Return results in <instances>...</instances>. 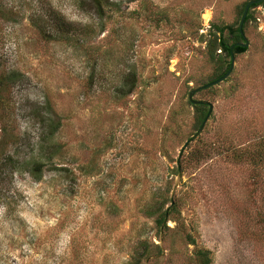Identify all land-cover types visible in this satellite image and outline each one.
<instances>
[{
	"label": "rangeland",
	"instance_id": "374dc122",
	"mask_svg": "<svg viewBox=\"0 0 264 264\" xmlns=\"http://www.w3.org/2000/svg\"><path fill=\"white\" fill-rule=\"evenodd\" d=\"M249 1L0 0V264H264V3L189 101Z\"/></svg>",
	"mask_w": 264,
	"mask_h": 264
},
{
	"label": "water",
	"instance_id": "95a60500",
	"mask_svg": "<svg viewBox=\"0 0 264 264\" xmlns=\"http://www.w3.org/2000/svg\"><path fill=\"white\" fill-rule=\"evenodd\" d=\"M264 3V0H254V1H249L244 9V12H243V15H242V18H241V21H240V24H239V31H240V34L242 36V39H243V42H238L236 44H234L232 47H231V63H230V68L228 70V72L222 76L221 78L219 79H216L215 81L205 85V86H202V87H198L196 89H193L190 93H189V101L192 105L194 106H197V105H204V106H207L209 109H208V113L198 131V133L194 136V138H197L201 133L202 131L204 130V127L205 125L207 124V122L209 121L212 113H213V104L209 103V102H205V101H196L194 100V97L195 95L202 91V90H205V89H208V88H211V87H215L221 83H223L224 81H226L231 73L233 72L234 70V67H235V61H236V54L234 52V49L236 47H239V48H243V49H247L249 48V41L247 40L245 34H244V26H245V22H246V18L249 14V12L251 11V8L252 6L254 5H261ZM192 141L190 142H187L184 146V148L182 149L181 153H180V157H179V160H178V165L180 166V160H181V156L183 154V152L185 151L186 147L191 143ZM174 203V201H172V204Z\"/></svg>",
	"mask_w": 264,
	"mask_h": 264
},
{
	"label": "trees",
	"instance_id": "16d2710c",
	"mask_svg": "<svg viewBox=\"0 0 264 264\" xmlns=\"http://www.w3.org/2000/svg\"><path fill=\"white\" fill-rule=\"evenodd\" d=\"M246 5H245V7H246ZM255 6L256 5L252 6V8L255 7ZM245 7H244V9H245ZM244 9L242 11V15H243ZM250 17H251V15H250V12H249V14H248V16L246 18V22L249 21ZM227 29L230 30V32H231V34L233 36V39H232L233 40V44L232 45L231 44H228L227 41L225 39H223L224 38V32ZM217 32H218L217 34H220V37H215V40L210 43V50H209V52H210V55H211L212 58H214V59L215 58H218V60L220 62H222L224 60L222 54L223 53L224 54H228V56L231 58V47L234 44L238 43V41H240V40L242 41L243 39H242V36L240 34L239 28L236 31L233 29V27H226V29L225 28H220V29H218ZM218 50H222V54L217 55V51ZM246 51H247V49H243V48H239V47H236L234 49L235 54H242V53H245ZM225 74H226V72L223 73V74L220 73L218 75V78L217 79L221 78ZM194 108H196L197 111H199L200 113H202L200 117H201L202 123H203V121H204V119H205V117H206V115L208 113V110L207 109H209V108L207 106H204V105H197V106H194ZM206 110H207V112H205ZM165 217H166V212H162V214L159 217V223L160 224H162L165 221ZM200 256L203 258L202 259V264H211V261H210V259L208 257V253L201 252L200 253Z\"/></svg>",
	"mask_w": 264,
	"mask_h": 264
},
{
	"label": "bare ground",
	"instance_id": "6f19581e",
	"mask_svg": "<svg viewBox=\"0 0 264 264\" xmlns=\"http://www.w3.org/2000/svg\"><path fill=\"white\" fill-rule=\"evenodd\" d=\"M208 19V18H207Z\"/></svg>",
	"mask_w": 264,
	"mask_h": 264
}]
</instances>
